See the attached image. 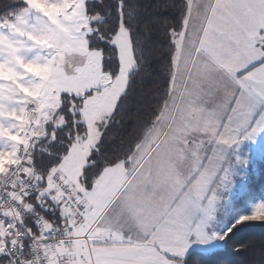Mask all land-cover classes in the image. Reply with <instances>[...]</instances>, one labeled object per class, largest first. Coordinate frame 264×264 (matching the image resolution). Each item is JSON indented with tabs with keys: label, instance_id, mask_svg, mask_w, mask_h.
<instances>
[{
	"label": "rangeland",
	"instance_id": "rangeland-1",
	"mask_svg": "<svg viewBox=\"0 0 264 264\" xmlns=\"http://www.w3.org/2000/svg\"><path fill=\"white\" fill-rule=\"evenodd\" d=\"M23 1L25 3L23 9L10 17L0 19V119L7 114L15 118L19 113L26 119V125H31L28 122V118L31 117L33 124L37 126L41 119L57 111L60 95L67 94L79 98L78 112L85 132L87 121L85 111L93 120L103 113L100 103L89 98L94 97L97 85H108L104 78L107 71L101 70L100 53L96 49H90L81 39L87 35L85 1L91 0ZM194 26H197V21L190 19L186 29L181 26L178 31L171 32L174 49L168 96L153 123L135 145L133 152L126 160L112 164L114 167L108 174L121 178L122 167L119 166H125V172L131 171L134 161L141 153L139 146L141 144L142 148L149 146L153 140H157V143L148 153H152L151 158L163 140L171 136L183 140L187 146L190 143L197 151L201 148V145L195 142L203 139L208 131L199 132L203 123L195 117L196 115L183 116L178 132L174 129L170 131L169 128L163 132L166 136L162 133L167 117L165 110L173 108V113L176 109L179 113L187 102L192 112L194 109V113H199L203 110L201 107H212L214 98L221 93L218 87L211 94H207V87L210 84H219L221 73L200 62V54L196 51L199 45L194 43ZM181 32L185 33L183 37L180 36ZM177 40L181 41V55L178 60H174ZM57 49L58 55L54 57ZM252 49L257 52L260 50L255 43ZM111 84L114 86L115 82ZM89 89L92 91L86 96L85 93ZM189 90L193 93L191 96L188 95ZM201 115L204 114H197L199 117H202ZM1 128L0 124V145L4 144L6 150L0 153V157L8 154L6 157L11 160L13 143L4 140ZM77 151L81 154L86 153L87 145ZM134 154L135 157L132 158ZM261 159H264V130L251 138L241 137L236 144L226 148L222 166L228 170L229 178L227 181H220L218 187L213 185L216 201L211 216L207 217L203 224L205 237L197 239L198 251L206 253L222 247L221 237L224 236L231 219L239 222L241 217L251 216L259 205L264 204V185L249 199L242 198L249 190L250 175H257L256 162ZM125 161L127 163H124ZM74 163L73 161V164L65 169L68 175L74 172ZM173 168L174 176L179 175L178 163H175ZM142 171L143 169H140L138 173ZM151 177L152 180L155 179L154 174ZM72 178L75 180L76 177L73 175ZM107 178L108 175L105 180ZM178 180H182V176ZM162 183L167 187L171 181L167 178L163 179ZM153 184L152 182V186ZM83 185L81 180V189ZM238 199L239 203L233 208L234 201ZM236 206L245 209L246 212L234 213ZM194 238L195 242L196 237ZM61 250L62 248L58 247L56 252L61 253ZM81 252L69 256L71 264H80ZM88 254L90 255L89 251ZM184 258L185 256H182L177 259L183 264ZM92 260L91 264H96L94 258ZM95 260L97 261L96 258Z\"/></svg>",
	"mask_w": 264,
	"mask_h": 264
},
{
	"label": "snow or ice",
	"instance_id": "snow-or-ice-1",
	"mask_svg": "<svg viewBox=\"0 0 264 264\" xmlns=\"http://www.w3.org/2000/svg\"><path fill=\"white\" fill-rule=\"evenodd\" d=\"M119 10L127 17L125 24L137 16L136 5L129 0H124ZM190 19L197 21L193 28L194 43L199 45L197 53H210L213 66L220 73H228L219 84L207 87V94L221 85L226 91L218 93L222 103L205 116L209 134L205 154L186 179L174 182L171 194L156 210L154 226L144 239H125L123 235L108 232L112 245L96 264H181L177 258L184 255L190 239L205 237L203 224L211 216L216 201L213 185L218 187L220 181L229 178L228 170L222 166L226 148L236 144L241 137L251 138L264 130V0H184L181 26L186 29ZM111 30L116 32L110 45L114 56H104L100 65L102 70L106 60L114 59L116 67L112 73L115 76L120 63L124 73L134 66V52L127 27L121 25L117 31L114 26ZM184 35V32L180 33L181 37ZM254 43L259 46L258 52L252 49ZM175 44L174 60H178L181 41L177 40ZM114 82V86L97 85L95 89L97 92L108 89L104 95L93 98L100 103L103 112L118 106L124 75ZM91 91L89 89L85 95H90ZM192 94L189 90L188 95ZM84 116L88 123L93 121L87 111ZM92 158L96 160L95 166L84 168V177L88 181L86 188L91 189L86 193L89 203L97 198H110V191L105 190L108 185L103 181L114 167L108 165L105 175L93 181V177L105 168V162L95 153ZM92 169L95 174L89 176ZM93 182L95 188H92ZM129 211L135 212V209ZM240 220H264V204L259 205L251 216H243ZM8 258L0 254V264Z\"/></svg>",
	"mask_w": 264,
	"mask_h": 264
},
{
	"label": "trees",
	"instance_id": "trees-1",
	"mask_svg": "<svg viewBox=\"0 0 264 264\" xmlns=\"http://www.w3.org/2000/svg\"><path fill=\"white\" fill-rule=\"evenodd\" d=\"M129 2L133 5H140L139 15L135 17V21L139 26V43L143 47L144 55L152 60L151 74L147 81L137 85L135 91L121 102L117 115L108 127L100 156L108 165L126 160L157 117L167 98L174 49L171 32H176L181 28V21L184 17V0H129ZM24 6L23 0H0V19L10 17L23 9ZM97 12L108 17L107 27L115 26L116 0L85 1L87 19L88 16L95 15ZM125 18L127 19V17ZM91 26L96 27V22L93 21ZM99 27L101 32L105 35L108 34L106 25L102 24ZM89 39L92 41L91 45L88 44L90 49L103 47L105 57L114 56L111 46L100 42L95 34ZM115 67L114 59L106 60L103 70L109 72L113 71ZM61 101L63 102L62 106L57 110L65 115L68 124L58 128L56 135L58 139L67 142L70 137L82 134L84 125L80 122L78 112L79 98L62 94L60 95V104ZM70 101H75L77 106L74 109L77 114L75 119L73 114L68 111ZM52 127L51 124L48 125L49 132L52 131ZM56 147L57 151H62L64 146L57 144ZM32 155L36 159L37 166L45 171L58 159V157L39 159L35 152ZM256 167L257 175H250L249 190L242 195L244 199H249L252 194H257L261 186L264 185V159L257 160ZM94 174L95 169L88 173L89 176ZM239 201V199L234 201L233 208ZM41 211L49 219L55 218V211L46 209ZM238 211L246 212L245 209L236 206L234 213ZM225 233L222 247L206 253L191 250L182 260L183 264H264V220L238 222L231 219Z\"/></svg>",
	"mask_w": 264,
	"mask_h": 264
},
{
	"label": "clouds",
	"instance_id": "clouds-1",
	"mask_svg": "<svg viewBox=\"0 0 264 264\" xmlns=\"http://www.w3.org/2000/svg\"><path fill=\"white\" fill-rule=\"evenodd\" d=\"M124 0H116V19L115 26L118 31L119 26L123 25L127 27L133 52H134V66L129 69L126 73L123 70V64L120 63L118 70L113 76L112 71L104 74V78L108 81L110 86L114 80H119L121 75H124V87L120 91L118 96V106L112 108L110 111L103 112L97 119L91 123L85 121L86 130L83 135H77L70 137L69 141L58 139L56 131L58 128L66 126L68 120L65 115L58 110L50 113L48 116L41 119L34 129L32 136L29 137L30 143L25 147V155L18 156L15 158V164L6 165L9 171L15 172V178L12 180V186L16 187L17 182L19 187L15 192L10 193L11 199L16 200L18 204L26 212H30L35 216V224L40 231V236H36L35 233L31 232V229H26V232L33 237V243L30 246V255L24 254V233L20 232L19 229L14 228L15 234L9 232L8 228H0V254L7 255L9 258L3 261V264H41L42 250H45L49 245H45L42 242V238L46 231H55L58 225L54 219H49L46 215L38 212L36 204L45 208L48 211H59L61 216L65 219L68 218V212L64 208L65 204L69 201L75 200L78 203L87 205V191L91 189L86 188L88 183L84 177V168L88 166H95L96 160L93 157V153L96 156L102 155L104 146L105 136L109 125L113 122V118L117 115L119 106L122 101L126 100L130 93L134 92L137 85L144 83L148 80L151 72L152 60L150 57L144 55L143 47L140 42L139 26L135 21V18L128 19L125 24V17L119 10V5H122ZM137 16L139 15L140 5H136ZM87 35L83 36L82 42L91 45V39L89 37L95 36L100 42L111 45L114 42L116 32L112 31V28L107 27L108 17L97 12L95 15L88 16ZM96 22V27H92V22ZM106 25L107 35L100 31V25ZM146 42V41H145ZM100 53V58L103 60L104 49L100 47L96 49ZM58 55V49L54 52V57ZM200 62L205 66L212 67L214 70L219 71L213 66V57L210 53L204 52L200 54ZM103 71V69H102ZM228 76V73H221L220 80H224ZM107 88L100 92H95L94 97L89 99L102 96L107 92ZM221 94L226 89L223 85L220 87ZM61 104L57 107L62 106ZM222 103L221 100L217 101V105ZM75 101H70V107L68 111L73 114L74 119L77 114L74 111L76 108ZM215 108V107H214ZM83 109H81V112ZM51 124L52 131L49 132L48 125ZM57 144H62L63 150L57 151ZM39 145V146H37ZM87 145V152L81 154L78 149L83 148ZM37 153L39 159L44 157H58L56 163L51 165L47 171L37 166L36 159L33 158L32 153ZM74 163V172L72 175H68L65 171L69 165ZM114 166V165H113ZM108 164L105 163V168L102 169L96 176L93 177V181L101 176L105 175ZM22 174V175H21ZM6 175L5 172L0 171V177ZM75 176L73 180L72 176ZM83 180V189L80 188V181ZM96 184L92 183V188H95ZM35 193L36 204L30 202L26 197L31 196ZM51 200L52 204H48L47 201ZM55 206V207H54ZM6 214L12 216L14 220L19 219L22 223V214L17 209L15 204H12L4 209ZM87 216L84 217L86 221ZM75 224L76 221H70Z\"/></svg>",
	"mask_w": 264,
	"mask_h": 264
},
{
	"label": "crops",
	"instance_id": "crops-1",
	"mask_svg": "<svg viewBox=\"0 0 264 264\" xmlns=\"http://www.w3.org/2000/svg\"><path fill=\"white\" fill-rule=\"evenodd\" d=\"M214 99L215 102L212 107H201L203 110L199 113H194V109L192 112L188 108L189 103L187 102L183 109L179 110V113L177 109L173 113V108L165 110L167 117L162 127V133L169 128L170 131L174 129L175 132H178V129L181 128L180 122L183 121V116L186 115H196L195 117L203 123L199 132L207 130L205 127V116L216 107L217 101L220 100L218 96ZM197 114L204 115L199 117ZM28 122L33 124L31 117L28 118ZM25 123L26 119L19 113H17L15 118L7 114L0 119L4 140H10L13 143L12 159L10 160L6 157L8 154L0 157V171L4 170L6 165L15 163L17 150L20 146L27 143V131L30 124L26 125ZM8 134H10L9 137ZM165 134L164 136H166ZM208 138L209 134L204 135L203 139L195 142V144L201 145V148L197 151L193 146H190V143L187 146L183 140L173 136L168 137L160 144V148L158 146L152 158V153H148L151 152L150 150L157 143V140H153L149 146L144 148H142L141 144L139 146L141 153L134 161L131 171L125 172V166H119L122 167L120 170L121 178H117L118 176L116 175L106 174L108 178L103 183L108 185L105 190L110 191V198L107 200L97 198L94 202H88L87 205L83 204L84 213L88 219L82 225L76 227L74 233L78 236L88 233V242L86 243L79 239L73 243L71 248L67 250L62 248L61 253L56 252V249L50 252L48 258L54 260L57 256L61 255L69 257L72 254L80 253L81 248L88 245L90 261L94 258L96 263L95 258L98 259L104 255L105 250L112 245V241L107 235L108 232L114 235H123L125 239L128 237L144 239L146 233L151 231L154 226L153 216L156 210L160 208L171 194L174 182L178 181V178L181 176L182 179L187 178L190 175V171L195 168V163L198 159L204 156ZM1 147L0 153L6 150L4 144ZM7 152H9L8 149ZM133 157H135V154ZM175 163H178L177 170L179 171V175L174 176L173 165ZM140 169H143V171L138 173ZM153 174L155 175V179L152 180L151 176ZM167 178L171 183L170 186L166 187L163 185L162 180ZM152 182L154 183L153 186ZM27 200L36 204L35 196ZM130 208H134L135 212L129 211ZM194 240L193 236L183 256H186L190 250H198L197 238L195 242Z\"/></svg>",
	"mask_w": 264,
	"mask_h": 264
},
{
	"label": "built area",
	"instance_id": "built-area-1",
	"mask_svg": "<svg viewBox=\"0 0 264 264\" xmlns=\"http://www.w3.org/2000/svg\"><path fill=\"white\" fill-rule=\"evenodd\" d=\"M36 124H31L27 131V143L23 146H20L17 151V157L25 155V147L30 143L29 137L32 136L34 129L36 128ZM16 162V161H15ZM15 164V163H13ZM6 173L3 177H0V228H8L9 232L15 234L14 228L12 225L14 224L15 229H19L20 232L24 233L22 237L24 240V254L30 255V246L33 243V237L26 232V229H31L32 233H35L36 236H40V231L35 224V216L30 212L24 211L20 204L16 202V200L11 199L10 193L15 192L18 187L19 183L17 182L16 187L12 186V180L15 178V172L9 171L7 167L2 170ZM22 175V174H21ZM35 196L33 193L31 196L26 197L32 198ZM48 204H52V201H47ZM12 204H15L17 209L22 214V223L19 219L14 220V218L4 211V209ZM40 205H36V209L38 212L43 213L41 210L43 208H38ZM64 208L68 212V218L65 219L59 213V211H55V223L58 225L57 230L55 231H46L42 238V242L45 245H49V247L45 250H42L41 256V264H71L72 260L65 255L57 256L54 260H50L48 258V254L58 247L67 250L73 246V243L79 239L83 240L84 242H88V233L82 235H76L74 233V229L82 225L85 220V209L84 205L81 203L76 202L75 200L69 201L68 204L64 205ZM70 221H76L75 224L71 223ZM62 222L64 224H62ZM89 247L81 248V255L79 256L80 264H91L89 254H88ZM19 264V261H17Z\"/></svg>",
	"mask_w": 264,
	"mask_h": 264
},
{
	"label": "water",
	"instance_id": "water-1",
	"mask_svg": "<svg viewBox=\"0 0 264 264\" xmlns=\"http://www.w3.org/2000/svg\"><path fill=\"white\" fill-rule=\"evenodd\" d=\"M63 224V223H62Z\"/></svg>",
	"mask_w": 264,
	"mask_h": 264
}]
</instances>
